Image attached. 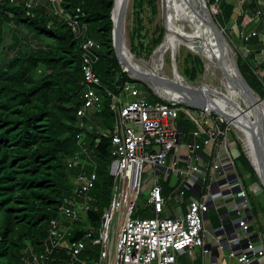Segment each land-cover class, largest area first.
Returning <instances> with one entry per match:
<instances>
[{"label": "built area", "instance_id": "2783aa9c", "mask_svg": "<svg viewBox=\"0 0 264 264\" xmlns=\"http://www.w3.org/2000/svg\"><path fill=\"white\" fill-rule=\"evenodd\" d=\"M61 1L46 0L45 4L41 0H11V3L23 5L29 18H34L40 5H46L53 16L67 24L78 41L83 75L78 126L91 131L93 118L104 110L105 98L110 100L114 125L99 133L101 138L111 140L109 173L113 185L110 204L104 209L96 232L88 222V213L96 201L92 191L100 180L82 131L77 135L79 150L67 162L68 168L78 174L72 178L74 187L60 207V215L68 219V224L53 220L43 257L27 248L23 252L24 262L75 264L90 247L99 246L100 256L94 264H178L180 256H194L195 249H201L204 263L223 255L230 264H264V241L262 237L257 241L258 235H253L255 221L250 195L231 151L236 142L229 134L238 135L241 131L212 110L200 111L196 127L186 131L180 116L183 113L184 118L192 120L190 107L172 99L150 101L136 82L124 80V70L114 76L116 92L110 91L95 70L101 46L92 38L89 25L82 21L83 12L78 8L67 14ZM238 2L240 15L246 14L248 19L237 28L239 44L235 46V55L249 60L252 73L264 86V1L258 0L259 7L254 10L253 0ZM219 5L220 0H216L214 9H219ZM223 31L228 36L227 29ZM238 138L244 143L239 135ZM91 165L93 168L88 169ZM159 173L164 174L167 184L172 177L179 181L185 175L171 192L181 206L189 195L185 213L180 208L177 216H162L169 212L165 190L173 188L166 189ZM145 190H148L147 208L154 214L151 217L136 215ZM213 212L220 215L223 223L215 234L206 228V217ZM79 221L85 222L83 237L64 243ZM56 253L66 257L56 261L53 258Z\"/></svg>", "mask_w": 264, "mask_h": 264}, {"label": "trees", "instance_id": "16d2710c", "mask_svg": "<svg viewBox=\"0 0 264 264\" xmlns=\"http://www.w3.org/2000/svg\"><path fill=\"white\" fill-rule=\"evenodd\" d=\"M113 1L62 0L61 8L67 14L78 8L83 12L82 21L89 25L92 38L101 46L98 54L102 56L103 66L101 70L95 66V70L104 86L116 92L114 76L123 73V69L113 46ZM143 2L135 0L137 12L142 9ZM215 2L210 0L212 5ZM220 2V13L224 14L222 8L229 5L226 0ZM257 7L258 0H253L251 9ZM34 14V18H29L23 5L0 0V59L5 28H22L37 39L34 47L23 45V40L16 41L20 42L17 52L0 60V264H26L23 252L27 248H32L39 258L43 257L49 226L53 220L61 219L60 207L74 187L72 178L78 171L70 170L67 162L79 150L77 135L82 131L85 132V144L97 164L100 180L92 191L96 201L88 213V222L95 229L100 227L103 211L110 204L113 185L109 173L111 140L101 138L99 133L113 128L110 100L105 98L104 110L93 118L91 131L79 128L77 112L82 106L83 75L78 41L67 24L53 16L46 5H40ZM247 19L246 14L238 15L234 27L239 29ZM226 21L224 24L227 25ZM164 36V27H157L153 48L161 45ZM146 39L144 36L143 40ZM140 47L145 49L143 43ZM135 50L136 47L131 49L133 54ZM188 58L189 66L184 76L194 83L204 74V62L196 55ZM237 62L250 87L264 99V86L252 73L249 60L238 54ZM123 75L125 81H133L127 72ZM136 83L148 90L141 81ZM150 96V101H162L155 95ZM184 117L182 113L180 120L187 124ZM97 124L101 126L100 130H97ZM98 139L100 141L96 143ZM240 151V162L253 182L260 183L249 159ZM235 165L238 171L236 161ZM92 168V165L88 167ZM244 186L246 188L245 183ZM84 228L85 222H76L74 231L66 236L64 243L82 238ZM62 254L56 253L53 258L56 261L65 258ZM99 256L100 247L92 246L75 264H94Z\"/></svg>", "mask_w": 264, "mask_h": 264}, {"label": "rangeland", "instance_id": "374dc122", "mask_svg": "<svg viewBox=\"0 0 264 264\" xmlns=\"http://www.w3.org/2000/svg\"><path fill=\"white\" fill-rule=\"evenodd\" d=\"M41 2L46 4V0H41ZM206 2L208 6L210 5L209 8L211 9V13L214 19L216 20L217 24L219 25V27L221 29H227L228 36L227 35L226 36L227 38L229 37L228 41L233 47L234 53H235L236 52L235 46L239 44V30L234 27L236 23L235 22L236 18L238 17V15H240L238 0H226L227 2L226 4L229 5V7L226 6L222 8L224 10V14L220 13L219 11L220 9H217V8L214 9L213 5L210 3V0H206ZM134 5H135V0H131L130 5H129L128 14H127V39H128V44H129L128 46L130 49H134V47H136V50H135L136 53L134 55L138 61L150 62L154 51L159 48V47L156 49L153 48L154 45L152 43V40L156 38V28L159 26H163V13H162L161 0H144L142 9L140 8L141 10L138 12L134 8ZM231 10L233 11V13L231 12ZM224 20H228V22L226 21L227 25L224 24ZM14 35H16V37H14ZM144 36L147 38L146 40H143ZM165 36H166V32H165ZM18 40H23L22 41L23 45L28 44L30 45V47H34L37 45L36 37L27 33L26 30H22V28L17 30L13 26L7 27L5 28L4 33H3V45L1 49L3 56H2V59L0 60L8 58L17 52L16 50L20 46V42L16 43V41ZM141 43L145 45L144 47L145 49H142L140 47ZM179 45L180 44L176 38L174 37L171 38L168 44L167 53H166L165 62H164L165 69H166L164 74L166 77L173 78L171 53L172 51L175 52L179 48ZM161 50L157 53V55L155 56V59L160 55ZM194 53H195L194 50H192L189 46H187L186 48L181 45V48L178 54L176 55L178 71L187 81L188 79L184 76L186 69L189 66V62H187V60H189L188 58L189 55H195ZM102 66H103V62H102V56H101L100 60L96 63V69L101 70ZM203 76L204 74L200 76L198 80H196L194 83H191V82L190 83L196 87L203 86L205 84L203 80ZM132 80L137 82V80H134V79ZM141 83L145 84V86L148 88V90L147 89L144 90L139 87L141 91L144 90L142 92L145 94L147 98L151 97L150 96L151 94L159 97L154 92V90L151 88L150 85L142 81ZM143 84H140V86H144ZM213 84H214L213 81H211L208 85L213 87ZM190 118L192 120L184 118V120L188 122L187 124H185L186 131H190L196 127L195 122L199 120L200 118V110L190 108ZM100 129H101V126H98L97 124V130H100ZM238 135L241 139L244 138V134L242 132H238ZM238 135L234 134L233 132L229 134V138L232 141L236 142V145L235 144L233 145V147L231 148V151L233 152V156L236 159L238 171L240 175L242 176V179L244 183L246 184V189L250 195L249 198L251 202V207L253 209V217H254L255 225L258 226L259 228H262L260 230V232L262 233L264 231V228L259 225L264 224V188L261 182L260 183L253 182V180L250 178L249 171L240 162V159H239V156L241 154L240 149L243 151V153H245L247 158H249V155L245 148V144L241 140L239 141ZM159 175L163 179L162 181L163 184L169 186L170 188H173V186L176 187L178 184L182 183V180L185 179V175H183L182 180H179V181L174 180L172 177L169 181V184H167L164 181V174L159 173ZM147 198H148V190H145L142 193L138 201L137 211H140V215L142 216L150 217L149 216L150 213L148 212L149 209L146 210ZM169 204L172 208V212L176 211L179 207V203L176 202L175 200L170 201ZM184 211H185V207H184ZM162 216H167V213L164 212ZM67 221L68 219L61 215V219L59 220V223H63L67 225L68 224ZM225 223H229V221ZM222 225L223 223L221 221L219 214L212 215L210 219L206 221L207 230L213 234H215L216 229H218ZM95 231L97 232V228L95 229ZM194 252L195 254L193 257L191 258L186 257L182 261H180L179 264H197L198 260L202 259L201 252L199 249H195ZM194 261H197V262H194ZM219 261H220V264L225 263L223 255L220 256Z\"/></svg>", "mask_w": 264, "mask_h": 264}, {"label": "water", "instance_id": "95a60500", "mask_svg": "<svg viewBox=\"0 0 264 264\" xmlns=\"http://www.w3.org/2000/svg\"><path fill=\"white\" fill-rule=\"evenodd\" d=\"M191 1L192 9H194V12L198 15L201 21L210 28L215 38V41L217 42V45L220 50L219 53L217 54L215 52V49L213 48L208 49V51H211V58L213 62H215L219 66L222 74L228 80L233 90L237 93L236 104L240 112L243 113V117L238 116L237 118L236 115L233 114L230 110L226 108H219L217 105H213L214 98L217 96L219 97V95L222 96V93L212 89L210 91L205 90L203 89V86H193L189 81L188 82L190 83V86L177 82V77L180 78L181 76L178 73L179 71L176 61V52L172 51L171 53L173 78L143 73L134 69L132 60L130 58L135 57V55L132 53L131 49L128 50L124 47L126 18L131 0H122V3L119 8L116 6V0L113 1L111 20L113 22V46L116 57L118 58L122 69L127 72V74L132 79L142 81L150 85L154 92L161 99L169 100L166 97H163L157 91L155 85L163 86L171 91L177 92L179 95H181V97H183L182 102H179L182 105L200 111L212 110L216 112L217 114L227 119L239 131H241L240 128L248 127L254 144V149L256 151L258 163L261 168V172L258 173L256 169H254L264 188V99H262L250 87L247 80L240 71L237 58L234 53V49L229 43L228 38L224 33L223 29L219 27L216 20L214 19L209 6L206 5L204 0ZM162 13L163 27L165 29V32H167L166 17L169 13V9H163ZM192 43L193 45H196V53L194 54L200 57V55L204 52L205 49L200 46V43L197 42V40H193ZM127 54L130 57L127 56ZM232 110L234 109L232 108ZM247 111L253 112V117H255L253 121L250 120V117L246 113ZM245 121H249L250 125L245 124Z\"/></svg>", "mask_w": 264, "mask_h": 264}, {"label": "bare ground", "instance_id": "6f19581e", "mask_svg": "<svg viewBox=\"0 0 264 264\" xmlns=\"http://www.w3.org/2000/svg\"><path fill=\"white\" fill-rule=\"evenodd\" d=\"M204 2L207 4L206 0ZM122 3V0H116V6L119 8ZM191 0H161L162 12L163 9L168 8L169 13L166 17V36L162 45L154 51L150 62L138 61L135 57H131L132 64L135 70L143 73H149L152 75H158L166 77L165 72V56L167 53L168 44L171 38H176L179 42V48L175 51L176 55L178 54L181 45L186 47L189 46L196 53V45H193L192 41L197 40L205 50L200 55V58L204 62L205 71L203 80L205 84L203 85V89L205 90H216L217 92L222 93L223 95H219V97L214 98L213 105H217L219 108H226L230 110L236 117H243V113L237 108L236 98L237 93L230 86L228 80L222 74L219 66L213 62L211 58V51L208 49L213 48L215 52L219 53V47L215 38L210 30V28L205 25L198 15L194 12L191 6ZM129 10V9H128ZM128 14V12H127ZM127 39V18L125 25V36H124V47L130 50L128 46ZM162 49V50H161ZM161 50L160 55L155 59L157 53ZM221 53V52H220ZM127 56H129L127 54ZM130 57V56H129ZM155 59V60H154ZM154 60V61H153ZM179 73V72H178ZM180 74V73H179ZM180 78L177 77L176 81L179 83H183L184 85L190 86V83L180 74ZM211 81H213V87L208 85ZM157 91L167 99H172L178 102H182L181 95H179L175 91H171L163 86H156ZM232 108L234 110H232ZM247 115L250 117V120L253 121L255 117H253L252 111H247ZM264 120V115H263ZM245 124H249V121H245ZM242 133L244 134V144L249 155V159L253 164L254 168L258 173L261 172L260 165L258 163L256 151L254 149V144L252 141V137L248 130V127L240 128Z\"/></svg>", "mask_w": 264, "mask_h": 264}, {"label": "crops", "instance_id": "0c3cea01", "mask_svg": "<svg viewBox=\"0 0 264 264\" xmlns=\"http://www.w3.org/2000/svg\"><path fill=\"white\" fill-rule=\"evenodd\" d=\"M178 186V185H177ZM176 186V187H177ZM169 186H166V189L168 188ZM174 187V186H173ZM175 188H173V189H169V190H165V197H166V199L168 200L167 201V207H168V209H169V212L168 211H166V213H167V216L168 215H170V216H177V215H179V212H180V208H181V210H182V212L183 213H185L186 212V204L188 203V200H189V195L187 194V196L185 197V203L186 204H184L183 206H181V205H179V207H178V209L176 210V211H174V212H172V208H171V206H170V204H169V202L170 201H174V199L171 197V192L174 190ZM184 207H185V211H184ZM147 209H149V216L151 217V216H153L154 214H153V212L151 211V209L150 208H146V210ZM146 210H144V211H146ZM252 213H253V209H252ZM214 214H217V213H215V212H213V213H210L207 217H206V221L208 220V219H210V217L212 216V215H214ZM136 215L137 216H139L140 215V211H137L136 212ZM140 216H142V215H140ZM142 217H147V216H142ZM263 222V221H262ZM255 225V224H254ZM259 226H261V227H263L264 228V224H260ZM207 228V227H206ZM262 228H259L258 226H256L255 225V231H254V234L253 235H258V239H257V241H261V239H259L260 237H262V239H263V241H264V231L261 233L260 232V230H261ZM213 234V233H212ZM200 250V252H201V249H199ZM194 254H195V252H194ZM201 256H202V253H201ZM220 256L221 255H218V256H215L214 257V259L213 260H206V262L207 263H204V258H203V256H202V259H199L198 260V262L197 261H194V262H197V264H220ZM186 257H188V258H191V257H193V256H190V255H188V254H184V255H182V256H180L179 257V260H178V264L180 263V261H182L184 258H186ZM193 262V263H194ZM224 264H230L229 263V261L224 257Z\"/></svg>", "mask_w": 264, "mask_h": 264}]
</instances>
